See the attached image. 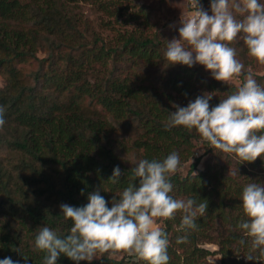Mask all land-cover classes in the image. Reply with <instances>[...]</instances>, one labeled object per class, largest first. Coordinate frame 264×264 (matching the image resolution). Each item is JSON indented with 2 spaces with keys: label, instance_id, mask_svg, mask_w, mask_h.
Returning a JSON list of instances; mask_svg holds the SVG:
<instances>
[{
  "label": "trees",
  "instance_id": "1",
  "mask_svg": "<svg viewBox=\"0 0 264 264\" xmlns=\"http://www.w3.org/2000/svg\"><path fill=\"white\" fill-rule=\"evenodd\" d=\"M80 3L123 16V5L130 0H0V106L5 108L0 129V260L43 264L45 253L33 251L40 227L63 237L72 226L60 205L85 206L98 191L111 207L140 159L162 161L175 151L180 167L188 164V170L170 177L169 195L207 201L208 206L197 217L195 230H176L180 212L163 221L169 264H206L213 254L219 256L218 264H264L259 251L252 253L256 260L245 258L247 238L245 245L239 244L244 238L239 224L247 219L241 194L249 183L264 185V156L242 164L205 143L215 161L198 170V133L166 129L174 105L184 107L214 93L209 103L215 107L236 87L209 77L198 64L169 65L166 42L156 37L133 31L105 42L78 13ZM143 12L147 16L142 7L132 5L127 20L142 18ZM25 63L38 66L29 79L18 67ZM258 81L264 87V75ZM125 136L131 137L130 143ZM117 166L122 175L113 184L108 180ZM134 183L138 186L139 181ZM185 235L186 242L177 244V237ZM97 257L91 264H144L126 253ZM56 264L75 262L61 255Z\"/></svg>",
  "mask_w": 264,
  "mask_h": 264
},
{
  "label": "clouds",
  "instance_id": "2",
  "mask_svg": "<svg viewBox=\"0 0 264 264\" xmlns=\"http://www.w3.org/2000/svg\"><path fill=\"white\" fill-rule=\"evenodd\" d=\"M187 8L180 18L179 39L166 41L164 59L169 65H201L214 80L235 82L236 90L211 108L214 93L202 94L187 107L174 105L176 111L170 113L166 129L195 130L211 149L242 164L252 163L264 156V87L257 83L250 68L245 74V65L230 45L239 38L247 56L264 65V2L211 0V15L199 0H187ZM4 113V106H0V129L5 124ZM180 164L175 151L162 161L140 159L130 170L128 186L113 197L111 207L98 191L89 195L85 206L60 205L61 215L72 222L69 234L62 237L48 226L40 227L33 251L45 253L43 264H56L61 255L75 264H91L98 253H126L144 264H169V239L162 222L175 219L180 212L176 230H195L197 217L204 216L208 206L207 201L197 203L192 198L174 199L169 195L173 189L170 177L182 170ZM121 175L117 166L108 181L118 183ZM137 180L138 186L134 183ZM241 201L247 219L239 224L244 237L239 244L245 245L247 238L250 248L245 258L256 260L252 253L264 255V185L247 184ZM186 239V235L179 236L176 243H185ZM0 264L17 262L7 257Z\"/></svg>",
  "mask_w": 264,
  "mask_h": 264
},
{
  "label": "rangeland",
  "instance_id": "3",
  "mask_svg": "<svg viewBox=\"0 0 264 264\" xmlns=\"http://www.w3.org/2000/svg\"><path fill=\"white\" fill-rule=\"evenodd\" d=\"M130 3H125L123 5V7H125V10H123V12L121 11L122 14H124L123 16H118L119 14L115 13L108 14V12H103L96 6L82 3L78 5L77 11L81 15L82 19L87 21L91 31L100 36L107 43L113 42L115 37H117L120 33H131L133 31H138L145 37H156L163 42H170L173 38L179 39V28L181 26L180 18L181 15L188 10L187 0H130ZM200 4L202 5L203 10L207 11L208 14L211 15V0H200ZM132 5H134L137 9L142 7L147 13V16L143 12L142 18L135 21L132 19L127 20L126 16L132 11ZM241 18L242 17L237 16V19ZM230 46L236 48L237 58L245 65V74L250 68L258 83V77L264 75V65L255 63L247 56V49L244 47L242 40L239 38H237V40ZM43 56L44 54L39 53V57ZM18 67L22 76L26 77V79H29L31 73L35 72L38 68L36 63H25L19 65ZM200 67L206 74H208L209 77L212 78L209 71H206L201 65ZM3 84L4 78L1 76L0 87H2ZM227 85L236 87L235 82L227 83ZM188 104L189 103L187 102L183 105L184 107H187ZM125 139H127L129 143L132 140L131 137L128 136H125ZM195 154L197 157H201L198 170H202L207 163L212 164L215 161L214 154L207 152V146L203 142H198L196 144ZM220 155L224 156L223 153H220ZM15 158H17V156H15L12 160ZM128 158L133 159L134 156L130 154ZM181 169L182 170H178L177 172L183 176L188 170V164L182 166ZM161 226L163 227V222ZM205 248L212 253L216 251V247L214 245H206ZM97 258L98 257L96 256L94 259ZM116 258H120V256H117ZM218 263L219 256H216L215 254L206 259V264Z\"/></svg>",
  "mask_w": 264,
  "mask_h": 264
},
{
  "label": "built area",
  "instance_id": "4",
  "mask_svg": "<svg viewBox=\"0 0 264 264\" xmlns=\"http://www.w3.org/2000/svg\"><path fill=\"white\" fill-rule=\"evenodd\" d=\"M199 3H200V0H199Z\"/></svg>",
  "mask_w": 264,
  "mask_h": 264
}]
</instances>
